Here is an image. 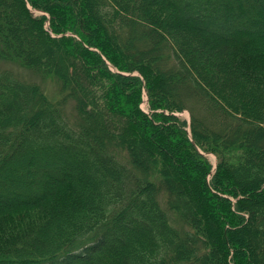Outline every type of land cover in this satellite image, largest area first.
<instances>
[{"label":"trees","instance_id":"trees-1","mask_svg":"<svg viewBox=\"0 0 264 264\" xmlns=\"http://www.w3.org/2000/svg\"><path fill=\"white\" fill-rule=\"evenodd\" d=\"M0 46V264H264V0H0Z\"/></svg>","mask_w":264,"mask_h":264},{"label":"rangeland","instance_id":"rangeland-1","mask_svg":"<svg viewBox=\"0 0 264 264\" xmlns=\"http://www.w3.org/2000/svg\"><path fill=\"white\" fill-rule=\"evenodd\" d=\"M22 33L24 34V29L18 31L17 34L20 35ZM1 35H3V34H1ZM13 40L18 45V48H19V46H22V44H20V43L17 42V38L14 37ZM24 46H25L24 53H26V51H28V50H36L37 52L40 51V49L35 44L34 45L32 44V40L30 38H28V37L25 40ZM3 49H4V46H3ZM4 69H10V70H12V72H15V73L19 74L20 75L19 77H21V78L30 79V80L35 81V82H41V80H42L40 77L37 78V76L35 74L31 73L27 69H23L21 67H18V65H14V64H11V63H8V62L6 63L5 61H3V60L0 59V71L1 70H4ZM112 70L116 71V69H114V67H113ZM51 83L52 82L50 80L43 81V85H44V87L47 90H50V91L55 92L56 86L53 85V84H51ZM148 107H149V105H148V96L146 95L144 97V101L141 104V108L144 111L149 112V108ZM177 115L180 116L184 120L191 121V114H190V112L188 110H186L184 113L182 112V113H179ZM187 130L189 131V134L191 135V129L190 128H187ZM206 156L209 158V160L211 161V163L214 166H216V168H217L218 161H219L218 156L215 155V154H213V153H209V154L207 153ZM247 238H248L249 241H251V238L249 236Z\"/></svg>","mask_w":264,"mask_h":264},{"label":"water","instance_id":"water-1","mask_svg":"<svg viewBox=\"0 0 264 264\" xmlns=\"http://www.w3.org/2000/svg\"><path fill=\"white\" fill-rule=\"evenodd\" d=\"M215 168H216V166H215Z\"/></svg>","mask_w":264,"mask_h":264}]
</instances>
